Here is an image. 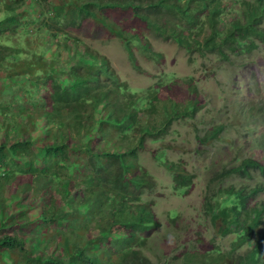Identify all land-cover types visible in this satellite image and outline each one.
<instances>
[{"label": "trees", "instance_id": "16d2710c", "mask_svg": "<svg viewBox=\"0 0 264 264\" xmlns=\"http://www.w3.org/2000/svg\"><path fill=\"white\" fill-rule=\"evenodd\" d=\"M235 2L0 0V264H264V154L212 160L197 220L170 210L160 227L140 153L202 112L204 96L194 77L167 73L134 90L84 43L117 38L139 73L134 47L162 60L147 32L188 62L226 60L264 43V0ZM248 109L264 119V105ZM223 128L195 132L194 151L226 141ZM173 148L160 142L150 155L183 197L195 175L166 160ZM27 197L38 200L34 217Z\"/></svg>", "mask_w": 264, "mask_h": 264}, {"label": "rangeland", "instance_id": "374dc122", "mask_svg": "<svg viewBox=\"0 0 264 264\" xmlns=\"http://www.w3.org/2000/svg\"><path fill=\"white\" fill-rule=\"evenodd\" d=\"M224 2L225 8H237L235 0ZM228 17L230 19L233 14H228ZM262 25L264 26V21ZM146 37L152 49L162 54V60L156 61L134 47L138 65L144 70L143 73L131 67L117 38L85 39L84 43L104 55L119 79L126 81L134 90L148 86L163 73L177 77L192 76L197 80L196 85L205 99L202 112L193 120L172 123L162 141L147 142L146 150L139 156L140 163L155 179V188L145 194L155 200L153 211L160 227L164 224L166 212L170 210L196 221L201 191L212 160L217 161V165L228 164L235 148H238L243 156L251 155L262 160L260 155L264 152H259L258 145L264 141V119L261 113L256 111V114L249 118L248 107L264 105V43H257L249 52H228L226 60L218 61L215 59L217 56L207 54L203 58L193 56V61L188 62L186 52L171 40L161 39L150 32H147ZM218 123L224 126L222 137L228 139H220L212 144L203 143L195 152L197 142L193 137L194 133L201 135L207 127ZM160 142L169 143L174 147L165 150L166 160L182 161L187 170L195 175L194 187L188 195L180 197L172 192L169 174L164 166L151 157L150 149L158 148ZM23 201L31 207L30 216L34 217L38 200L31 201V198L27 197ZM189 226L192 227V224ZM208 232L204 235L206 238ZM218 241L225 244L227 240L220 238ZM155 243L153 241L152 253H147L151 258L155 252Z\"/></svg>", "mask_w": 264, "mask_h": 264}]
</instances>
